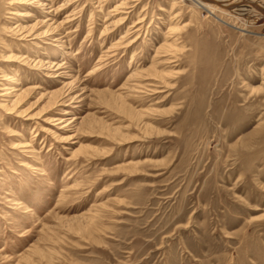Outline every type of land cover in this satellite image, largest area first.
Instances as JSON below:
<instances>
[{"label":"rangeland","instance_id":"rangeland-1","mask_svg":"<svg viewBox=\"0 0 264 264\" xmlns=\"http://www.w3.org/2000/svg\"><path fill=\"white\" fill-rule=\"evenodd\" d=\"M260 10L0 0V264H264Z\"/></svg>","mask_w":264,"mask_h":264},{"label":"bare ground","instance_id":"bare-ground-1","mask_svg":"<svg viewBox=\"0 0 264 264\" xmlns=\"http://www.w3.org/2000/svg\"><path fill=\"white\" fill-rule=\"evenodd\" d=\"M191 1H193V3L197 7L204 8L206 10H209L210 12L211 11L213 12V10H215V9L216 10H224V9H227V10H231V11H234V12H236L238 9H242L243 11L245 10L247 12V10H249L251 12V9L253 7H255V4L258 1H264V0H255V1L253 0L251 2V5L250 6H247V7L246 6H243V5H240L237 2L239 0H191ZM236 2L238 3V5L236 4ZM227 7H230V8H227ZM260 12H261L262 15H264V10H260ZM123 37L124 36L122 35L121 39Z\"/></svg>","mask_w":264,"mask_h":264}]
</instances>
